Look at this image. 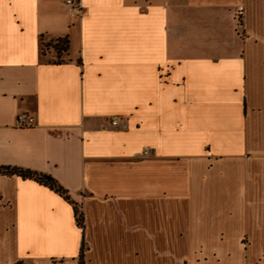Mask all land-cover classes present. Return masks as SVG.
Segmentation results:
<instances>
[{"label":"crops","instance_id":"1","mask_svg":"<svg viewBox=\"0 0 264 264\" xmlns=\"http://www.w3.org/2000/svg\"><path fill=\"white\" fill-rule=\"evenodd\" d=\"M81 3L0 0V168L85 222L0 174V264H264V0Z\"/></svg>","mask_w":264,"mask_h":264},{"label":"trees","instance_id":"2","mask_svg":"<svg viewBox=\"0 0 264 264\" xmlns=\"http://www.w3.org/2000/svg\"><path fill=\"white\" fill-rule=\"evenodd\" d=\"M42 53L45 54L46 51H48L50 48H53L56 53L57 57H61L64 53H66L69 49V41L67 38L65 39H58L54 43H47L45 44L44 42L42 43ZM0 174L4 175H17L25 179H33L37 181L40 184H43L45 186H48L55 192L59 193L61 196H63L67 201H69L71 204H73L74 207V212H75V217L76 221L79 226H81L83 229L85 227V222H84V214L81 210V208L78 206V204L74 203L67 190H65L53 177L49 175H44L37 173L35 171L31 170H23L19 168H10V167H1L0 168ZM86 249V244L83 242L80 250V255H79V264H85L84 260V252ZM21 264V263H19Z\"/></svg>","mask_w":264,"mask_h":264},{"label":"built area","instance_id":"3","mask_svg":"<svg viewBox=\"0 0 264 264\" xmlns=\"http://www.w3.org/2000/svg\"><path fill=\"white\" fill-rule=\"evenodd\" d=\"M65 4L67 6V11L69 14L73 16H81L83 13V6L81 0H65ZM242 11L240 10L237 13V24L238 29H243V20H242ZM242 34V33H241ZM36 119L34 116L28 114L27 112H20L16 116V127L17 128H30L35 126ZM121 124V120L119 117L115 116L111 118V125L112 126H119Z\"/></svg>","mask_w":264,"mask_h":264},{"label":"rangeland","instance_id":"4","mask_svg":"<svg viewBox=\"0 0 264 264\" xmlns=\"http://www.w3.org/2000/svg\"><path fill=\"white\" fill-rule=\"evenodd\" d=\"M239 31V33H242V30H238Z\"/></svg>","mask_w":264,"mask_h":264}]
</instances>
